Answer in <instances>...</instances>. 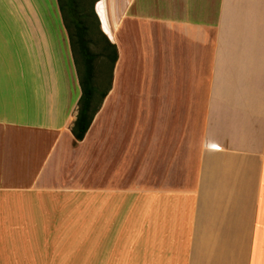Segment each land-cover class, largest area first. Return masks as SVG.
<instances>
[{
	"label": "crops",
	"instance_id": "obj_1",
	"mask_svg": "<svg viewBox=\"0 0 264 264\" xmlns=\"http://www.w3.org/2000/svg\"><path fill=\"white\" fill-rule=\"evenodd\" d=\"M39 1L0 14V264H72L87 228L99 264H264V0H97L117 57L81 140Z\"/></svg>",
	"mask_w": 264,
	"mask_h": 264
},
{
	"label": "trees",
	"instance_id": "obj_2",
	"mask_svg": "<svg viewBox=\"0 0 264 264\" xmlns=\"http://www.w3.org/2000/svg\"><path fill=\"white\" fill-rule=\"evenodd\" d=\"M56 1L68 33L71 49L79 56V62L82 64L78 76L81 93L78 99L76 118L71 127L75 140H81L110 88L112 67L117 57V51L115 45L109 41L99 27V20L94 10L97 0ZM90 45H99V50L92 52ZM100 56L108 60L110 67L107 88L98 92L94 85V60ZM74 62L76 63L75 59Z\"/></svg>",
	"mask_w": 264,
	"mask_h": 264
},
{
	"label": "rangeland",
	"instance_id": "obj_3",
	"mask_svg": "<svg viewBox=\"0 0 264 264\" xmlns=\"http://www.w3.org/2000/svg\"><path fill=\"white\" fill-rule=\"evenodd\" d=\"M38 7L40 9L39 15L42 28L50 30L51 36L49 39L54 42V52L56 53L57 60L63 61L65 69L72 70V78L76 80L81 72L82 64L79 62V56L71 49L73 58L76 61L75 64L73 63V58L70 55L68 47V33L60 15L58 14V9L54 0H40ZM108 7L109 4L105 1L99 3V13L103 18V25L106 29L111 27V22L108 16L110 15L107 9ZM8 13H16L14 7L11 4H8L7 0H0V14ZM1 23L8 25L7 28L20 27L19 21H3ZM22 24L25 28L29 27L27 22L24 20H22ZM90 50L92 52H97L99 50V45H90ZM94 64V85L98 92H101L107 88L110 65L108 60H105L102 56L97 57L94 60ZM77 90H79L78 84ZM76 233L77 234H72L77 237V239L73 240H82L84 243L79 244L77 242H73L71 245H66V250L72 258V264H99V228H87L86 230H82V234H80V230H76ZM55 247L56 250H58L60 246L57 244ZM58 264H63V262L61 261Z\"/></svg>",
	"mask_w": 264,
	"mask_h": 264
}]
</instances>
